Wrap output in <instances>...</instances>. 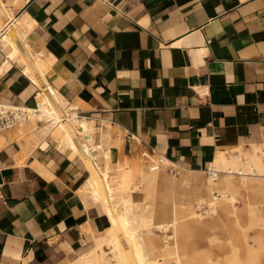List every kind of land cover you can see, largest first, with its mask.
Returning a JSON list of instances; mask_svg holds the SVG:
<instances>
[{"label":"crops","instance_id":"0c3cea01","mask_svg":"<svg viewBox=\"0 0 264 264\" xmlns=\"http://www.w3.org/2000/svg\"><path fill=\"white\" fill-rule=\"evenodd\" d=\"M0 102L38 109L0 133V264H69L138 153L177 174L263 140L264 0H0Z\"/></svg>","mask_w":264,"mask_h":264},{"label":"bare ground","instance_id":"6f19581e","mask_svg":"<svg viewBox=\"0 0 264 264\" xmlns=\"http://www.w3.org/2000/svg\"><path fill=\"white\" fill-rule=\"evenodd\" d=\"M37 113L38 109H35L34 116ZM142 155V152L138 153V156ZM158 163L157 167L148 165V169L140 171L137 184L132 181L131 167L125 168L123 163L116 169L118 173H128L122 180H128V183H120L114 201L116 223L103 234H96L91 250L81 252L69 264H122L123 261L129 264H184L185 246L182 241L188 230H184L179 221L181 210L188 212L190 223L194 226L205 217L204 212H197L200 207L206 206L211 214L216 212L215 208L232 213L235 211L237 197H243V202L256 200L264 209V134L260 143H251L248 148L239 146L217 150L206 169L166 176L160 196L167 207L163 205L159 213L166 216L168 222L161 228L153 227L147 221L150 218V210L146 207L147 195L141 202H133L131 199L132 192H140L145 183H158V175L166 170L164 163L159 160ZM236 177L240 178L243 185L240 183L236 186L233 180ZM248 211L252 215V223L249 225L256 223L261 229L258 232L263 235L262 210L260 212L258 207H249ZM169 227L172 229L171 236L166 234ZM153 228L156 231L164 229V237L156 238ZM259 244H264V240H260ZM249 264L258 263L251 260Z\"/></svg>","mask_w":264,"mask_h":264},{"label":"rangeland","instance_id":"374dc122","mask_svg":"<svg viewBox=\"0 0 264 264\" xmlns=\"http://www.w3.org/2000/svg\"><path fill=\"white\" fill-rule=\"evenodd\" d=\"M131 163L130 167L134 171V173L132 171V181L137 184L139 183L140 171L148 169V164L145 158L141 156L136 161H131ZM169 167L162 172L163 175L170 176L176 174ZM121 172L119 177L121 182H124L122 180L128 173L126 171ZM204 175L203 173L202 176ZM135 179L138 182H135ZM233 180L236 186L241 183L239 177ZM157 181V184L145 183L140 192L144 194V197L147 195L146 207L150 210V218H147V221L149 220L153 227L161 228L168 222V218L159 213L164 205L160 196L163 185L160 184L159 178H157ZM126 182L128 183V180ZM241 184L243 185V183ZM142 193L135 195V200L142 199ZM117 194L118 190H116V196ZM255 201L251 202L248 200V202H243V197H237L235 200V211L232 213H226L214 207L216 212L211 214L207 208V210L203 211L205 217L201 219L202 222L194 226L190 223L188 212L181 210L179 212V221L184 230H188L182 241V244L185 246L184 264H249L251 260H255L258 264H264V244H259L260 240H264V233L262 235L258 232L261 229L259 226H256V223L252 224V226L249 225L252 223V215L248 211L249 207H258L260 212L262 210V214H264L262 205ZM164 207H167V204ZM197 212L199 211L197 210ZM156 228H153L154 236L162 239L164 237V229H157L159 231H156ZM167 232L168 236L172 235L170 227L167 229ZM167 235L166 237H168ZM129 263L128 261H123L122 264Z\"/></svg>","mask_w":264,"mask_h":264},{"label":"built area","instance_id":"2783aa9c","mask_svg":"<svg viewBox=\"0 0 264 264\" xmlns=\"http://www.w3.org/2000/svg\"><path fill=\"white\" fill-rule=\"evenodd\" d=\"M34 114V110H30L24 106L0 102V133L11 128L15 123L23 121ZM157 166V164L153 165V167ZM205 210H207V207L205 206H202L198 209L199 212H203Z\"/></svg>","mask_w":264,"mask_h":264}]
</instances>
